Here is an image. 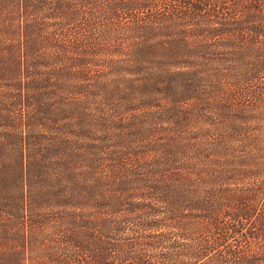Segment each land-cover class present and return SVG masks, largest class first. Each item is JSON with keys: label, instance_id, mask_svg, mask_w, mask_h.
Returning <instances> with one entry per match:
<instances>
[{"label": "trees", "instance_id": "obj_1", "mask_svg": "<svg viewBox=\"0 0 264 264\" xmlns=\"http://www.w3.org/2000/svg\"><path fill=\"white\" fill-rule=\"evenodd\" d=\"M201 60L211 67L197 65ZM227 78L237 82L229 84L236 94L231 104L223 98ZM112 84L121 86L122 104L155 87L160 95L201 97L200 108L209 95L220 96L222 108L242 107L251 98L248 109L263 114L264 0H0V217L19 215L24 233L50 251L48 260L38 259L43 264H100L96 244L116 230L114 211L88 212V202H99L91 183L82 186L89 194L77 197L82 203L73 201L70 186L82 176L74 163L90 144L75 132L60 137L66 127L75 130L67 115L81 97L96 100ZM229 112L234 126L216 128L206 134L211 140L193 145L199 163L176 167L188 145L181 144V154L166 147L161 171L149 175L162 179L163 201L144 205L147 235L186 239L180 248L189 253H167L166 262L156 263L133 256L121 264H264V135ZM183 113L189 120L193 115L190 109ZM200 159L217 165L210 169ZM67 172L70 182H64ZM217 172L263 181L212 197L205 190L198 206L206 221L196 220L200 213L189 211L194 207L180 216V205L169 204L175 200L171 185ZM197 198L191 197L195 205ZM46 203L70 208L55 230L45 224Z\"/></svg>", "mask_w": 264, "mask_h": 264}, {"label": "rangeland", "instance_id": "obj_2", "mask_svg": "<svg viewBox=\"0 0 264 264\" xmlns=\"http://www.w3.org/2000/svg\"><path fill=\"white\" fill-rule=\"evenodd\" d=\"M121 22L123 23L125 20ZM200 63L202 68L211 67L208 61L196 62L197 65ZM176 68L183 69L181 66ZM120 78H128V76L122 75ZM127 80L129 85V80L132 79ZM230 82L237 85L233 78H227L224 83L226 88L223 98L229 104L232 103L233 96L236 95L229 86ZM213 85L215 84L213 83ZM117 86L119 89L121 88L119 84L108 86L104 90L105 96L99 94V98L96 100L92 98L89 101L82 96V101L77 102L79 104L77 110L75 111V108L71 110L74 114L69 113L67 115L75 120L74 123L77 124L75 130L73 126H69L70 128L66 127L60 133V137L63 138L65 135L71 137L73 132L78 133L82 137V144L97 146L94 150L93 148L90 149L89 146L86 155L82 153L77 158L76 164L71 161L82 174L80 183L70 186L71 192L75 196L73 201L76 205L82 203L81 199H77V197L80 194L87 196L89 193L83 190L82 186L91 183L95 186V194L98 195L99 202L96 203L97 200L88 202L87 208L92 207L93 209L88 212L98 213L112 210L115 212L114 215L119 218L118 223L114 226L116 230L111 237L113 239H100L96 244L98 250L95 254L99 256L97 259L100 264L128 263L129 260L133 259L130 257L133 256H137L135 257L137 262L141 258L152 263L163 262L165 261L164 258L168 256L167 253L170 255L189 253L180 248L181 245L189 243L186 239L172 238L170 240L147 235L150 230H147L146 224L151 223L144 215V205L154 204L158 206V201H163L161 198L163 194L161 190L162 179L160 176L150 179L149 175H156L158 171H161L165 158L164 149L168 147L177 150L178 148V154H181L183 152L180 150L181 144H186L188 149L185 154L178 156L180 164H176V167L186 165L187 163L184 164V161H187L188 164L199 163L196 162L193 145L201 140H211L206 134L211 133L212 135L216 128L225 129L231 127V123L234 126L236 119L231 120L230 110L231 114L235 116L239 113L242 118V125L251 131L261 132V135H264V113L262 114L257 108L248 109L251 98H247L248 100L242 107L230 108L229 106L226 107L228 110L219 107L217 104L218 100L221 99L220 96L209 95L208 99L206 98L207 102L200 108L201 101L199 99L201 97L189 94V96L180 99L175 98L174 94L160 95L158 92L155 93L154 86L146 94L134 90L133 92L139 93V98L129 96L122 104L126 97ZM208 88L210 85L207 86ZM130 92L132 91L128 90V93ZM188 109L193 113L190 120L189 116L184 118L183 113ZM201 127L204 131L196 136V130L200 132ZM90 129L94 135L88 139ZM200 135H203V138H199ZM158 154L161 156H157ZM191 159L195 160L192 161ZM200 160L210 169L217 165L215 161ZM84 164L85 167L82 168ZM75 172L77 171L75 170ZM223 173L225 172L222 171ZM217 174L219 172L215 175ZM220 176L221 174L209 178L203 175L193 177L184 186L183 184L178 185V183L171 185L170 187L173 188L172 196L175 200L169 201V204L174 202L180 205V216L186 213L183 210H188L190 207L194 208L189 211H194L196 214L204 210L198 204L204 203V200L199 199V197H203L207 189L208 192H211L212 197L213 192L217 194L223 190L235 188L236 185L255 186L257 183L259 184V181H263L262 177L257 180L253 177L237 179L230 176L228 179L227 175ZM59 180L62 182V179ZM65 181H72L68 172L64 176ZM150 187H154V191L151 190L148 193ZM57 191L60 192L61 187ZM198 192L201 194L200 196ZM262 196L264 195L261 194L260 198ZM191 197H198L197 205L191 202ZM149 198L154 200L150 201ZM261 199L263 200L264 197ZM146 202L148 203L146 204ZM44 206L47 209L44 212L45 224L55 230L63 223L70 208L68 205L61 207L50 203H46ZM96 206L99 207L96 208ZM262 206L264 207V200L260 207ZM132 211L136 212L132 213ZM111 216L112 214L102 217L109 218ZM204 216V213H200L196 220L206 221ZM161 218L163 219V216ZM24 228L27 226L22 224V220L15 212L0 217V245L3 243L2 247H5V250L0 249V264H43L38 260L39 258L45 257L48 260L47 256L51 257L50 251L37 248L40 247V238L30 233L26 235ZM145 231L146 235L144 234ZM167 231L165 227L160 230L163 234ZM155 234H159V229ZM178 242L179 244L176 245Z\"/></svg>", "mask_w": 264, "mask_h": 264}]
</instances>
